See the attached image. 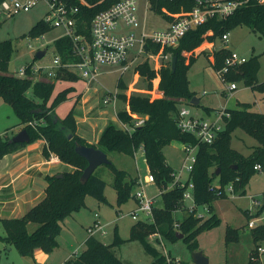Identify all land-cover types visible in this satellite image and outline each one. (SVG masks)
Returning a JSON list of instances; mask_svg holds the SVG:
<instances>
[{
  "label": "trees",
  "instance_id": "1",
  "mask_svg": "<svg viewBox=\"0 0 264 264\" xmlns=\"http://www.w3.org/2000/svg\"><path fill=\"white\" fill-rule=\"evenodd\" d=\"M65 1L78 4L77 0ZM87 1L91 6H79L76 27L79 33L89 38L91 18L96 12L108 7L113 0ZM240 1H242L241 5L228 17L209 18L188 30L176 46L165 48V52L176 57V63L172 69L169 60L158 70L160 96L152 97L148 93L139 92L128 95L120 92L118 98L123 100L127 106L117 110V118L120 121L132 124V113L146 115L147 118L142 125L135 126L130 132L109 122L101 131L96 144H89L76 134V122L72 110H69L62 118L54 113V107L67 99L68 93L73 90L71 86L58 91L48 104L57 80H78L80 77L65 69L58 70L52 78L42 76L35 80L8 74L6 72L13 47L9 39L0 41V100L11 106L19 119L18 125H22V128L27 130L29 142L43 139L45 141L43 154L46 157L53 153L62 162L72 166V170L58 172L61 176H57L58 173L46 175L44 196L23 215L0 218L5 231L3 235H0V240L13 245L21 255L33 259L37 248L51 251L57 245V236L62 229L64 217L84 205L87 195L98 201L105 200L106 182L95 172L88 177L86 182H80L79 178L87 161L75 152V142L92 145L102 149L105 153L118 151L133 155L135 150L142 149L148 170L162 189L173 180L172 172L174 171L166 161L163 148L174 140L182 144H197L195 162L189 175L193 184L194 204H206L211 210L213 200L226 196L228 184L232 185V193L244 194L245 186L255 171L254 166L259 164L264 168V113L253 110L249 103L226 108L229 117L225 119L223 128L211 143H200L194 135L181 132L175 120L179 105L183 102L189 103L194 96L189 83L188 70L195 60L193 50L196 47L204 40L221 38L224 33H228L234 27L243 25L264 38V5L258 0ZM195 4L196 0H152L151 8L170 19L167 12L174 14L188 11ZM49 28L50 25L41 19L29 29V33L37 36ZM53 48L62 62L78 59L72 53V42L67 36L54 39ZM185 52H190V54L187 56ZM229 53L230 50L224 46L213 52L211 65L216 71L224 66V60ZM258 66V56H253L243 63L228 67L221 77L227 80L241 77L252 89L262 90L264 81L259 83L256 81ZM135 71L146 79V85L151 88V80L155 77L156 70L149 61L144 60L137 63ZM27 72L29 73V70ZM117 86L121 89L126 88L121 76L118 78ZM28 92L31 94L29 95ZM205 109L209 110L208 107ZM236 128H241L257 140V145L246 156L231 146V133ZM68 134H71L72 138L69 139ZM8 139L7 136L0 135V157L24 144L9 143ZM106 165L114 174L112 185L116 190L117 201L120 202L133 196L130 192L137 185V177L128 176L125 170L116 168L111 161ZM217 169H219L218 174H216ZM214 177L219 178L218 186L212 184ZM184 188V184L173 185L160 192L163 206L153 208L154 222L138 220L130 227L129 238L138 239L143 247L155 257V261H165V259L147 240L150 234L158 232L161 236L175 239L177 232H182V238L190 243L192 251H196L198 250L197 244L192 241L196 234L203 228L216 225L219 221L215 213L202 220L203 218L196 216L193 210L183 214L178 219V227L175 228V217L172 211L184 210L182 206ZM243 213L247 218L245 210ZM29 223L36 224L32 231L28 230ZM249 230L253 243L249 253L255 255L257 245L264 241V226ZM226 231L228 239L237 238V228L228 227ZM122 241L123 239L116 230L110 243H104L95 236L88 235L84 240L83 250L67 258L64 263L125 264L113 250V247ZM253 263L256 261L249 259V264Z\"/></svg>",
  "mask_w": 264,
  "mask_h": 264
},
{
  "label": "rangeland",
  "instance_id": "2",
  "mask_svg": "<svg viewBox=\"0 0 264 264\" xmlns=\"http://www.w3.org/2000/svg\"><path fill=\"white\" fill-rule=\"evenodd\" d=\"M139 6H143V1H141ZM49 12L46 0H38L28 11L20 10L13 14L3 12L0 7V41L9 39L13 47L6 73L16 75L20 68L29 63L42 66L52 62L55 54L53 40L60 36L62 29L50 25V28L43 31L40 35L36 36L29 33V29L38 20H44ZM167 24L168 19L162 14L157 13L153 8L147 10V31L151 32L160 29L165 25L167 26ZM214 40L217 42L216 46H219V37L214 38ZM223 45L246 60L253 56H258L259 66L256 73V81L258 83L264 81V38L251 31L247 26H237L228 32V40ZM39 49H46L45 54L41 58L36 57V52ZM132 49L136 50V46ZM131 56L132 52L129 53L128 58ZM141 61L143 62L144 60ZM151 64L153 66L152 62ZM120 67V64L98 65L99 75L97 80L90 83L88 89H84V84L80 79L76 83L78 89L82 90L83 98H86L83 106L88 108L90 105L95 106L97 104V109L100 107L107 109L109 121L116 126L119 125V121H117L115 113L111 109V102L108 104L102 102L106 95L115 90L118 91V94L123 92L128 95L139 92L157 97L159 94L157 88L160 77L157 67H154L156 75L151 80V88L146 85V79L135 71V65H132L129 70L123 73ZM70 71L77 74L76 69ZM134 73L139 76L135 82H133ZM120 76L123 84L126 85L125 89L117 86ZM188 77L190 87L194 91V97L198 98L199 103L193 105L184 102L181 105H186L194 115L202 117L205 121L215 120L218 110L225 108L228 103V107L231 108L232 106L241 105V103H249L253 110L264 113V89H252L241 77L233 80L223 79L203 53L195 57L188 70ZM142 78L145 80L143 81ZM75 81L77 80H57L48 104L58 91L67 86L68 83ZM131 82H133L132 88L129 87ZM231 82H234L237 87L233 90H228ZM28 94L30 95L31 93L28 92ZM118 99L116 106L121 109L124 107L125 102L120 98ZM103 105L106 107H103ZM83 106L81 102L74 103V100L65 99L54 107V113L57 117L62 118L69 110H72L74 117L75 115L80 116L85 110ZM206 107H209L208 112L205 109ZM131 115L139 116L136 113ZM18 123L19 119L14 114L11 106L0 100V125L7 129L5 136L8 138L14 136L17 133L15 127H19ZM256 145L257 140L241 128H236L232 131L231 146L240 154L248 155ZM163 152L167 163L174 171H179L184 164L182 143L174 140L163 148ZM51 154L54 155L53 153ZM106 154L113 165L118 169L125 170L128 176H142L147 173L145 158L141 149H138L134 155L118 151H110ZM94 172L106 182L104 201H98L96 198L87 195L84 205L64 217L62 229L57 236V245L51 251L37 248L34 251V260L29 256L21 255L13 245L6 244L0 240V264H62L77 246L79 252L83 250L85 247L84 240L89 235L87 228L95 221L103 225L106 230V234L96 233L94 235L100 241L110 243L113 240L115 230L123 239L120 244L113 247V250L125 264H194L190 243L182 237L174 239L162 236V241H158L153 234L147 237L149 243L156 248L159 254L164 256L165 261H155V257L143 247L138 239L129 238L131 225L138 220L146 221L145 214L142 211H138V219H132L130 212L137 206V201L133 196L120 202L117 201L116 190L112 185L114 174L106 164L99 165ZM187 180L188 172L184 170L180 178L182 184L185 185L183 194L189 192L191 195L183 197L184 210L177 209L172 211L174 219H180L183 214L188 213L187 209L190 207H194L195 215L201 216L202 220L215 213L219 219L218 223L201 229L192 241L197 244L198 250H201L203 255L208 258V264H249V251L253 243L250 230L246 226L247 218L243 210L251 206L250 196L264 197V168L255 170L251 174L245 186L244 194H234L226 190L225 197L212 201L211 210L206 204H194L192 190ZM212 184L218 186L219 178L214 177ZM160 188L161 185L157 182H150L144 185L147 196L154 198L153 208L163 206V198L159 193ZM137 189H139V186H134L130 194L133 195ZM35 226V223H29L28 230L32 231ZM228 227L238 229L236 239L227 238L226 230ZM4 233V228L0 223V235ZM38 252H40L39 256H37ZM258 255L259 259L257 253L251 255L255 257L256 261L253 264H264V252L259 251Z\"/></svg>",
  "mask_w": 264,
  "mask_h": 264
},
{
  "label": "built area",
  "instance_id": "3",
  "mask_svg": "<svg viewBox=\"0 0 264 264\" xmlns=\"http://www.w3.org/2000/svg\"><path fill=\"white\" fill-rule=\"evenodd\" d=\"M38 0H1L0 7L3 12L13 14L17 11H28ZM103 0H99L101 2ZM143 1V6L139 4ZM264 5V0H258ZM49 7V13L44 19L53 27H60L62 33L59 37L67 36L72 42V53L78 57L75 61L62 62L58 54H54L52 62L45 65H35L29 63L17 71L19 77H29L39 79L42 76L52 78L60 69L70 71L77 70V75L84 79L87 84L97 80L99 75L98 65L100 64H120L121 72H125L136 65L141 60H147L154 68H160L166 64L171 55L165 52V48L176 46L184 34L196 26L202 24L212 17L224 19L232 14L242 3L240 0H196V4L188 11L180 13H168L170 19L166 27L147 31L146 30V14L151 8L152 0H113L108 7L98 11L91 18L89 28V38L79 33L76 27L77 14L80 11L79 6L85 5L90 7L87 0H77L78 4H71L65 0H46ZM223 42H227L228 33L221 36ZM136 46V50L132 49ZM157 46V48H155ZM156 49V50H155ZM132 56L129 57V53ZM244 57L239 56L236 52L230 50V53L224 60V66L217 70L219 75L225 72L228 67L245 62ZM29 70V73L27 72ZM71 72V71H70ZM237 86L231 82L228 90H233ZM118 100V91L106 95L102 102L108 104L111 102L115 106ZM184 103V102H183ZM182 103V104H183ZM229 117V112L226 108L218 110V115L215 120L205 121L202 117L196 116L186 105H179L176 113V125L181 132L192 134L200 143H211L215 140L218 132L223 128L225 119ZM147 118L144 116H132V124L119 121V127L130 132L135 126L142 125ZM184 152V164L179 171H173V180L166 188L173 185H181L180 181L182 172H188V184L193 190V184L189 179L190 172L196 158L197 144L185 143L182 144ZM142 150V149H141ZM137 151H134V154ZM133 154V155H134ZM51 159L60 160L55 154ZM51 162V160H49ZM255 170L262 169L259 164L254 166ZM155 182L153 174L147 169V173L138 176L137 189L133 193V197L137 201V206L131 210L132 219H138V211L145 214V220L154 222L153 217V197L147 196L144 185L146 183ZM166 188H160V192ZM185 189V188H184ZM226 190L232 193V185L228 184ZM184 191V190H183ZM159 192V193H160ZM191 194L182 193L183 197H189ZM193 198V194H192ZM251 206L244 209L248 215L246 226L249 229L264 226V197L250 196ZM184 207V205L182 204ZM193 211L194 207L187 209ZM198 217H201L198 215ZM174 227H178V220H175ZM89 235L94 236L96 233L106 234L103 225L95 221L88 228ZM158 241L163 238L158 232L152 233ZM264 241L260 242L256 247V253L259 259L258 252H264ZM79 250L71 255H76ZM250 259L255 260L254 256L250 255ZM62 264H65L64 262ZM176 264V263H174Z\"/></svg>",
  "mask_w": 264,
  "mask_h": 264
},
{
  "label": "crops",
  "instance_id": "4",
  "mask_svg": "<svg viewBox=\"0 0 264 264\" xmlns=\"http://www.w3.org/2000/svg\"><path fill=\"white\" fill-rule=\"evenodd\" d=\"M216 43L217 42L214 39L204 40L201 45L193 50V55L197 56L203 53L210 61V64H212L213 52L222 46L226 47L223 45L225 43L221 38H219V46H216ZM226 48L229 49L228 47ZM185 54L188 56L190 52H185ZM138 77L139 76L134 73L133 82L137 81ZM79 79L84 84V89H88L90 84H87L82 78ZM79 79L75 82H67L68 85L65 87L71 86L73 88V90L68 93L67 99L74 100V103L81 102L83 106L86 102V98H83L82 90H79L78 85L76 84L80 81ZM142 80L144 81L145 79L142 78ZM133 82L129 84L130 88L133 87ZM157 91L159 92L157 95L158 97L161 95V91H159L158 88ZM116 104L115 106L112 105L111 109L115 113L117 119V110L119 107L117 108ZM228 104L225 108H231L228 107ZM96 105H90L88 108L83 106L85 109L84 113L80 116L75 115L74 117L76 122V134L89 144L97 143L101 131L110 122V119L107 117L108 110L102 107L97 109ZM103 107L106 106L103 105ZM234 107L237 106H232V108ZM206 111L208 112V110ZM15 128L18 132L22 129V125ZM6 131V127L4 128L0 125V135H5ZM44 146L45 141L43 139H36L31 142H26L15 150L0 157V218L20 217L44 196L46 175L72 170L71 165L62 162L61 160H52L51 153L46 157L43 154ZM49 160H51V162ZM138 176L139 175L136 177L138 178ZM75 250H79L78 246ZM74 252L69 254V257ZM39 253L40 252H38L37 256H39Z\"/></svg>",
  "mask_w": 264,
  "mask_h": 264
},
{
  "label": "water",
  "instance_id": "5",
  "mask_svg": "<svg viewBox=\"0 0 264 264\" xmlns=\"http://www.w3.org/2000/svg\"><path fill=\"white\" fill-rule=\"evenodd\" d=\"M46 52V49H39L36 52V57L41 58ZM176 63V57L172 56L171 58V67L174 69ZM190 104L196 105L198 104V98L192 97ZM68 138H72L71 134H68ZM9 143H26L29 142V135L25 128H22L18 131L14 136L8 139ZM74 150L77 154L84 157L87 161V165L83 169L80 175V182L84 183L88 179V177L94 172V170L101 164H108L110 160L107 157V154L100 148L94 147L92 145H85L78 142H75ZM236 167V166H234ZM219 169L216 170V174H218ZM57 176H61V173L56 174ZM177 237H183L182 232H177ZM192 261L194 264H208V258L205 257L201 250L193 251Z\"/></svg>",
  "mask_w": 264,
  "mask_h": 264
}]
</instances>
